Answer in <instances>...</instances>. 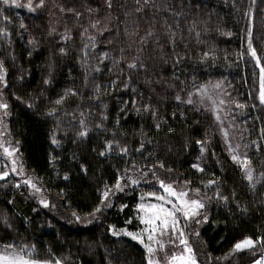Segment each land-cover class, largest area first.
<instances>
[{
	"label": "trees",
	"instance_id": "obj_1",
	"mask_svg": "<svg viewBox=\"0 0 264 264\" xmlns=\"http://www.w3.org/2000/svg\"><path fill=\"white\" fill-rule=\"evenodd\" d=\"M155 4L157 7L139 17L141 34L150 24H155V30L162 33L167 20L178 37L183 35L182 41L177 39L175 53L186 59L174 66L175 53L170 46L158 51V45L149 44L144 54L147 72H129L124 65L113 68L106 61L108 67L99 65L101 73H92L88 67L87 88L83 83L85 67L80 63L77 25L87 27L90 18L103 20L109 15L113 18L109 25L112 34L105 32L97 37L98 46L88 57L89 66L97 65V54L108 51L118 56L121 48L131 61L129 53H135L128 48L124 35V13L133 12L134 0H113L112 10L107 9L104 0H45L44 7L29 16H22L12 8L0 13L11 20L8 23L0 19V29L6 28L11 33L8 37L0 35V59L7 69L4 95L9 105L10 134L17 143L26 174L42 189L40 195L44 194L50 202L44 207L28 187L16 188L19 183L14 178L0 181L1 244L35 246L33 255L37 258L55 257L64 264H146L142 244L125 235L113 236L109 229L111 226L118 231L125 227L134 232L142 229L137 205L151 191L161 192L156 187L159 177L178 184L190 181L192 189L200 188L201 195L206 192L213 197L203 210L208 222L200 231L194 221L185 229L198 264H251L259 258L264 250L260 246L234 255L231 252L246 237L256 240L264 236V181L251 189L241 169L231 160L211 115L200 108L196 111L198 107L194 105L177 102L175 95L178 93L185 99L187 91L211 81H224L235 108L232 114L244 129L243 141L255 168L254 177L261 179L264 137L260 136V129L264 128V105L258 100L260 68L249 54L247 33L251 28L253 46L264 64V0L255 3L252 0H155ZM61 7L65 12H60ZM69 9L82 13L79 21ZM135 18H127L130 29L135 27L131 23ZM21 23L26 27L21 28ZM51 28L56 32L49 36ZM65 28L72 37L66 44L60 36ZM29 40L37 43L29 44ZM61 47L66 49V56L59 53ZM204 53L209 55L202 60ZM120 71L132 76L129 90H121L124 82L121 79L117 89H108V94L101 97L103 103L97 106L98 101L89 99L94 97V84L101 85L103 90ZM46 79L50 80L49 84L44 83ZM68 89H77L81 95H68L57 105L55 101ZM132 99L138 106L150 103L157 113L155 119L151 113L136 115L131 107ZM125 102L128 107L121 113ZM28 104L33 107H27ZM103 104L108 105V119L98 129L96 124L101 122L100 114L105 111ZM236 104L246 107L241 109ZM53 109H57L55 115H47ZM80 112H84L85 124L90 129L83 139L77 135ZM53 136L58 146L52 143ZM198 140L211 142L206 144L203 159ZM257 140L261 144L259 152L252 143ZM107 141H119L127 146L128 156L124 157L115 148L110 155H98ZM141 141L144 142L142 153L136 151ZM197 161L205 168L204 173L192 168ZM161 162L165 167L156 168V186L145 183L143 178L137 185L127 179V175L140 174L131 169V164L147 171ZM121 176L125 177L124 191L113 196L111 208L92 216L101 204L105 186L113 188ZM213 179L219 181L221 194L229 197L227 206L214 197L211 188H204V183ZM122 205H127L123 211ZM73 213L80 218L92 217V221H78ZM129 219L131 224L126 223ZM196 231L199 237L194 235Z\"/></svg>",
	"mask_w": 264,
	"mask_h": 264
},
{
	"label": "snow or ice",
	"instance_id": "obj_2",
	"mask_svg": "<svg viewBox=\"0 0 264 264\" xmlns=\"http://www.w3.org/2000/svg\"><path fill=\"white\" fill-rule=\"evenodd\" d=\"M253 3H255V0H252ZM104 3L107 7V9L112 10L113 9V0H104ZM135 7L133 9V12H125V29H124V35L128 42V48L132 49L135 53L134 55L132 53H129V55H132L131 61H128L125 57V49L121 48L119 49L118 56L111 55L110 52L104 51L102 53L97 54V65L96 66H89L87 64L88 57L91 52H94L96 47L98 46V36H104L105 32H107L109 35L112 34L113 29L109 27L113 23V18L111 15L106 16L103 20L100 19H89L88 26L85 27L83 24H78L77 28L79 30V36L81 39V57H80V63L82 66L85 67V75L83 78L84 87L87 88L89 84V74H88V67H91L92 73H101L102 68L99 65H105V67H108L107 64H105L106 61H110L113 68H118L120 65H124L129 72H138L140 70H144L147 72V64L144 59V54L146 48L149 46V44H155L158 45V51H163L164 46H170V49L172 52L175 53L176 45H177V39L179 38L181 41L183 40V35H179L176 31L173 30V26L167 23V20L164 21V31L162 33H159L157 30H155V24H150L141 34L140 26H139V17H142L149 9L157 7L155 4V0H134ZM0 5H3V7H0V13H3L5 8H26L29 12H36L37 8H43L45 5V0H0ZM60 12H65L64 8L59 9ZM69 12H72L75 16L76 20L79 21L80 16L82 13L75 12L73 9H69ZM90 12L96 11L95 9H89ZM173 15H177V13H172ZM182 15V14H181ZM250 22L252 19V13L249 12ZM129 16H135L137 18L131 20V23L135 25L133 28H129L127 26V18ZM0 19H2L5 22L11 23V20L7 15L0 16ZM117 21H119V17L115 18ZM21 28H25L26 26L21 23ZM178 27V22H177ZM193 29H189L191 32ZM56 32L55 28H51L48 32L49 36H52ZM0 35H3L4 37H8L11 35V33L6 29H0ZM200 33L197 32L196 36L199 37ZM230 35V34H229ZM61 40L66 44L72 37L70 35V30L65 28L64 32L60 34ZM37 42L35 40H29V44H36ZM247 45H248V51L251 57L255 60L256 65L260 68V77H259V94H258V100L260 105H264V64H261V56L258 55L256 48L253 46L252 43V29L249 28L247 33ZM59 53L62 56H66L68 53L64 47L59 48ZM208 53H204L202 60L208 58ZM29 56H31V52H29ZM14 59V57H13ZM186 59V57L181 56L179 53H175V56L173 57V65L177 66L181 64V62ZM111 71V69H109ZM7 69L4 66V61L0 59V85L3 87H7ZM176 79H179V77H175ZM23 79V77H21ZM94 79V78H93ZM121 79H123V85L121 90H129V84L132 81L131 75H125L123 71H120L116 77V79L110 81L107 85L102 86L99 84H94L93 92L94 97H89V99H95L98 101V105L102 104L103 101L101 100V97L103 95L108 94V89H111L112 91H115L117 89V86L120 85ZM45 84H49L50 80L46 79L44 81ZM170 87L172 85H169ZM222 85L220 83H216L213 85L214 89H220ZM131 91L136 92L135 89H131ZM184 91V89H182ZM79 96L81 95V92L77 89H68L66 90L64 96H62L60 99L56 100L55 103L57 105L62 104L63 100L68 96ZM136 95H142L141 93H136ZM187 99H183L178 93L175 95V100L181 104L186 105H195L196 101L193 100V96H199L200 103L203 104L205 100L210 102L211 105V111L215 115L216 121L222 126L223 120L221 119L220 112L222 110L223 105L226 104V101L224 99H217L214 98L212 95L209 94L208 88L206 85H202L199 87H196L195 91H187L186 92ZM227 95H231L228 93ZM17 100H20V97H16ZM27 107L32 108V104H28ZM128 107V102H125L124 107L120 108V112L124 113ZM131 107L133 111L136 113V115H141V113H151L153 119H155L157 113L152 108V105L150 103H145L142 106H138V103L135 99L131 100ZM236 107L238 108H244L246 107L243 104H236ZM255 107V105H253ZM104 112H102L101 115V122L96 124V128L102 129L103 128V122L108 119L107 116V104H103ZM9 105L6 103L3 99H0V110H2V115H0V149H3V152L5 155L9 158L13 157L16 152L19 151L18 146L13 147L11 143L9 142L8 146H5V143L3 141L4 136V116L9 115L8 112ZM57 109L50 110L47 115L54 116ZM91 111V109H89ZM196 111H200L199 108L196 109ZM80 119L78 121L79 131L77 133L78 137L83 139L87 138L90 129L85 124L84 112H80ZM175 115V113L173 114ZM117 124H119V120L116 121ZM156 129L158 130L160 128V124L157 123L155 125ZM172 129L170 128L169 131ZM141 134H143V128L141 129ZM115 135V133H113ZM223 136L225 138V141L227 143V151L230 154L231 160L241 169L243 173V178L248 181L249 187L251 189L256 188L257 183H261L264 181V172H261L260 180H256L254 177L255 168L253 167L252 159L248 156V154L241 153L240 146L237 144L235 146L232 145V143L229 140V133L226 129H223ZM260 136L264 137V128L260 129ZM52 143L54 145H59V142L53 136ZM197 144L200 145V153H201V159L204 158V153L207 151L206 144H210V141H196ZM253 145L256 148V151L259 152L261 149L260 141H253ZM116 149L118 153L122 154L124 157H127L129 154V149L127 146L120 145L119 141H107L105 142V149L104 151H101L98 153L100 156H107L110 155L113 149ZM144 149V142H140V147L136 149L138 152H143ZM129 163H131L129 161ZM164 169L165 165L161 162L158 165H154L151 169H148L147 171H144L142 168H138L137 165L131 164V169L134 171H138L141 174V178L147 177L149 172L152 173L153 176L156 175V168ZM192 168L197 170L200 173L205 172V168L202 167L199 163L192 164ZM85 172L87 169H83ZM22 172V166L19 170ZM126 175L129 172V169L124 170ZM168 171H171V169H168ZM11 172L16 173L18 172L17 169V161L15 159L12 160L11 164ZM9 175L8 171H0V180H5ZM213 175H215L213 173ZM65 180L68 179V176L64 177ZM125 177L121 176L117 179L116 184L113 188H108V186H105V191L102 193V199L100 206L96 207L93 213H91L92 216H95L96 213L102 212L106 208L112 207V201L110 199V196L115 195L117 192H123L124 187L126 185H122L121 181L124 180ZM127 179L130 181L132 185L139 184L138 179H133L131 175H127ZM160 187L164 190L166 195H160L156 196L155 193H150L149 195L155 196L156 200L160 203L157 204H149L145 205L144 203H139L137 205V210L139 213H143L142 215H139L137 218L139 219L140 223L143 224L145 227L140 231V233H134L130 232L127 229H120L119 231L116 229L115 226H111L109 231L113 236L118 235H125L130 237L132 240L138 241L140 244L143 245L145 252H146V264H198L194 249L189 244V241L187 239V233L185 232V229L189 226V222L194 221L196 224L201 223H207L208 222V215L203 210L206 207V203L211 201L213 197H210L206 194V192L201 195V189L195 188L192 189L190 187V181H184L183 190H177L175 187H173L172 184H165L163 180H159V177H157ZM23 183L27 186H30L31 188L35 189L36 192H41L42 189L37 187L35 183L32 182L31 179H26L23 181ZM203 183V182H202ZM16 188L20 187V184L15 185ZM220 183L217 179L209 180L206 183H204V188L209 189L211 188L214 197L218 201H223L225 206H227L229 197L226 195H222L220 192ZM192 193V195H190ZM144 198L141 197V200ZM41 204H43L44 207H48V202L46 200L41 199ZM166 205H171V207H167ZM127 207V205L121 206V211ZM239 207V205H238ZM241 211H247V209H241ZM73 215L76 217V219L79 221L80 217L77 216L75 213ZM181 219H183L184 223L181 224ZM5 224H7V220L4 221ZM127 224H131L132 220L129 219L126 221ZM146 234V235H145ZM195 236L199 237L200 233L196 231L194 233ZM168 236V242L172 244L175 247H182V250L178 253H173L171 255L167 252V245L163 242V237ZM147 241V242H146ZM178 241V244H177ZM257 246H260L261 249H264V236H261L257 238L256 240H253L251 237H246L245 239L239 241L234 245L233 252L237 251H244V250H254L257 248ZM34 247L32 250H26L25 247H20L17 249V246L15 244H5L2 248H0V264H63L62 260L59 258H48V259H42L37 258L33 255ZM159 252H164L163 260L158 255ZM254 264H264V250L261 251V254L258 259L254 260Z\"/></svg>",
	"mask_w": 264,
	"mask_h": 264
},
{
	"label": "rangeland",
	"instance_id": "obj_3",
	"mask_svg": "<svg viewBox=\"0 0 264 264\" xmlns=\"http://www.w3.org/2000/svg\"><path fill=\"white\" fill-rule=\"evenodd\" d=\"M12 9H14V11L16 13L22 14V16H25L27 14H28L27 16H29L30 13L33 14V12H29L26 8H20V9L12 8ZM37 10H38V8H37ZM37 10H36V12H37ZM216 83H220L222 85V87L220 89H214L213 85H215ZM203 85L207 86L209 94L212 95L214 98H217V99H221L222 98V99H224L226 101V104L221 106L222 110L220 112L221 119L223 120V125L221 126L216 121L214 113L210 110L211 109V105H210L209 101L205 100V102L203 104H201L199 96H193V100L196 101L194 106L202 109L204 112H207V113H209L211 115L213 121L216 123V125L218 127V131H219V133L221 135V139H222V141H223V143L225 145L226 150H227V143H226L225 138L223 136V129H226L228 131L229 140L232 143V145L235 146V145L238 144L240 146L241 153H245L246 152L248 154L247 147H246V145L244 144V141H243V137L245 135L244 132H243L244 129L242 128V126L238 123V121L236 120V118L232 114V109L235 110V108L232 105V101H231L232 97L227 95L228 93L226 92V89H225V86H224V81L216 80V81L208 82V83L203 84ZM5 88L6 87H3L2 85H0V99H3L4 101H5V95H4ZM195 90H196V88L194 90H192V91H195ZM185 99H187V98H185ZM2 114H3L2 110H0V115H2ZM3 131L5 133L4 136H3V141L5 143V146H8V144L10 142L13 147H17L16 141L12 138V136L10 134V130H9V115L4 116V129H3ZM13 159H15L17 161L18 172H16V173L11 172V164H12V160ZM196 163H198V161ZM21 166H22V172L19 171L21 169ZM0 171H8L9 175H8V177L6 179L14 178V179L18 180V183L21 184L20 186L28 187L29 190H30V193L33 196L36 197V199L39 201V203H40L41 199L46 200L48 203H50L48 201V199H46L44 194H43V196H42V194L40 195L41 192H36L35 189H33L30 186H27V185H25L23 183V181L26 180V179H31L32 180V177H30L29 175L26 174L25 168H24V165H23V162H22V158L20 156L19 151L16 152L13 157L9 158V157H7L5 155V153L3 152V149H0ZM132 178L133 179H138L139 181H140V179H142L141 178V174H135V175L132 176ZM0 181H2V180H0ZM142 181H145V183L148 182L150 185H154V186H156V182H157V181H155V176H153L151 172H149L148 176L144 177L142 179ZM32 182H33V180H32ZM164 182H165V184H172L173 187H175L177 190H183V186H184L183 183L178 184V183H174V182H166V181H164ZM121 184L124 185L123 181H121ZM156 187H158V189H160L161 192L156 193V191H151L150 193H155L156 196L166 195L164 190L160 187L159 182H157V186ZM119 193L120 192H117L116 194H119ZM149 194L147 195V197H144V199L141 200L139 203H144L146 206L149 205V204L160 203L159 201L156 200L155 196H152V195H149ZM113 196L114 195L110 196V199H111L112 203H113V200H112ZM166 206L167 207H171V205H166ZM142 214L143 213H139V215H142ZM0 220L3 221V215H0ZM80 221L84 222V223H87V222L92 221V217H88L87 216V217H84V218H80ZM183 223H184V221H183V219H181V224H183ZM204 224L205 223H201V224H196L195 223V228L198 231H200V229L204 226ZM141 225H142V229H143L145 226L143 224H141ZM123 229H127L130 232H134V231H132V230L126 228V227L123 228ZM141 230H139L137 232H134V233H140ZM185 232L187 233L186 230H185ZM162 239H163V242L167 245V252H168L169 255H171L173 253H178V252H180L182 250L183 246L175 247L172 244H170L168 242V239H169L168 236H164ZM177 244H178V241H177ZM3 245L4 244L0 243V248H2ZM24 247L26 248V250H32V246L31 245H25ZM19 248L20 247H17V249H19ZM238 252H241V251H237V252H233L232 251L231 255H234L235 253H238ZM158 255L163 260L164 252H159ZM230 256H229V258H230Z\"/></svg>",
	"mask_w": 264,
	"mask_h": 264
},
{
	"label": "crops",
	"instance_id": "obj_4",
	"mask_svg": "<svg viewBox=\"0 0 264 264\" xmlns=\"http://www.w3.org/2000/svg\"><path fill=\"white\" fill-rule=\"evenodd\" d=\"M182 225H183V224H182ZM251 264H254V261H253Z\"/></svg>",
	"mask_w": 264,
	"mask_h": 264
}]
</instances>
